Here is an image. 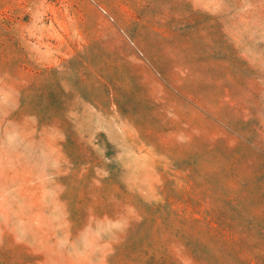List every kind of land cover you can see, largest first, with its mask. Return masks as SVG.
<instances>
[{"label": "rangeland", "instance_id": "obj_1", "mask_svg": "<svg viewBox=\"0 0 264 264\" xmlns=\"http://www.w3.org/2000/svg\"><path fill=\"white\" fill-rule=\"evenodd\" d=\"M146 249L264 264V0H0V264Z\"/></svg>", "mask_w": 264, "mask_h": 264}, {"label": "trees", "instance_id": "obj_2", "mask_svg": "<svg viewBox=\"0 0 264 264\" xmlns=\"http://www.w3.org/2000/svg\"><path fill=\"white\" fill-rule=\"evenodd\" d=\"M92 76L96 77L99 81L102 80L101 79L102 77L100 75L93 74ZM110 94H112V93H110ZM112 105H115L118 107V103L114 100L112 101ZM175 170L176 169H174V171ZM177 172H178V169H177ZM190 178H192V177H190ZM221 198L225 203H228L230 200V197L225 195V194H223ZM169 200H170L169 198L166 199L165 204L161 203V204L152 205V206L148 207L149 211L151 213H153V215L155 216V220L171 219V217L178 220L180 218V215L175 210H173L174 204L169 203ZM187 203L189 205H191L193 208H196L197 206H199V203H194V197H190L188 199ZM210 215L211 214H208L207 218ZM141 218H142V221H144V217H141ZM135 223H136V221H135ZM133 225H134V222H132L131 225H129L131 227V228H129V230H131L133 227H135V225L134 226ZM152 240H153V243H157V241H159L160 239L158 237L154 236V238ZM177 242L178 241L176 239H173L170 237L167 240L165 247L168 246V248L170 249V252H171V249L173 248V246H175V244H177ZM152 246L153 245L151 244L150 247L152 248ZM171 246H172V248H171ZM150 250L149 249H146L145 251L137 250V253H134L135 255L131 259L132 260L131 262L136 263V264H171V263H173V261L175 262V258L171 255L170 256L167 255L166 252H164V251L162 252L163 253L162 255H165V256L160 257V258H158L159 260H157V259H155L154 253H152V251H150ZM172 254L175 256L174 251L172 252ZM236 257H237V261H239L243 264H255V259L244 257L242 252H240L238 255H236ZM191 258L197 264H206L204 261H201L200 259H198V257H196L194 255L191 256ZM176 262H177V260H176ZM221 263H222V260H221Z\"/></svg>", "mask_w": 264, "mask_h": 264}, {"label": "crops", "instance_id": "obj_3", "mask_svg": "<svg viewBox=\"0 0 264 264\" xmlns=\"http://www.w3.org/2000/svg\"><path fill=\"white\" fill-rule=\"evenodd\" d=\"M103 112H105V114L108 113V114H111V115H113L114 113H116V111L113 109L112 106H109L106 111H101V112H97L96 111V113H100V114L104 115ZM144 193H145V197L147 198V200H149L150 198L146 195V191Z\"/></svg>", "mask_w": 264, "mask_h": 264}]
</instances>
